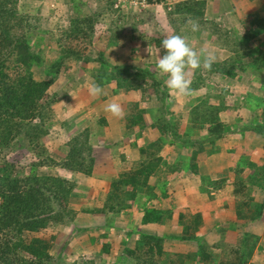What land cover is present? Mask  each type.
<instances>
[{
	"label": "trees",
	"instance_id": "obj_1",
	"mask_svg": "<svg viewBox=\"0 0 264 264\" xmlns=\"http://www.w3.org/2000/svg\"><path fill=\"white\" fill-rule=\"evenodd\" d=\"M110 1V6H113L114 0ZM147 1L152 4L153 1L160 3L164 0ZM18 6L19 0H0V149L18 145L28 151L33 143L47 133L43 125L53 112L52 106L56 102L55 96H49L48 91L59 74L63 60L74 58L79 62H88L90 58H84L81 52L65 46L60 47L58 59L43 67L42 51L35 50V45L29 42V18L19 13ZM205 8L203 0H184L175 2L172 7L164 10L169 17H178L181 24L188 18L202 21ZM262 9L264 11V7ZM94 21L93 15L70 20L69 27L63 34L64 39L70 41L78 36L93 37L90 33L93 32ZM176 24V19L170 21L173 34L179 32ZM242 25L243 34L237 41L240 49H235L234 57L231 58L234 63H214L211 71L194 70L191 87L198 91L207 86L205 72L214 76L212 79L218 77L220 80H232L228 83L237 82L242 78L243 72L251 74L255 78L258 92L244 94L243 109L254 113L247 123L228 124L221 115V112L230 108L225 102V89L220 90L218 95L209 93L196 96L187 104L186 113L176 112L173 109L175 99L164 86L167 77L158 75L157 64L154 68L158 73L152 71L150 66L142 68L136 67V64L111 65L103 53H98L95 61H98L99 69L93 77L95 84L101 87L111 84L113 89L116 88L113 92H139L141 99L149 95L153 102L148 110L138 103L134 104L135 112L126 116L123 129L118 127L114 118L109 120L113 131L114 123L116 124L114 132L119 137L122 135L123 143H128L132 148L138 146L139 160L132 164L130 170L116 173L109 157L113 146L107 143L99 148L91 145L89 131L85 129L82 134H77L56 150L57 154L52 156L46 149V154L49 155L32 163L28 173L24 168L21 169L22 172H15L14 164L2 163L0 264H55L49 251L52 247L50 241L55 240V236L44 239L40 233L53 226H65V219L72 217V220L74 217L67 205L72 197L78 195L75 184L58 175L37 174V168H49L55 164L70 172L105 179L109 187L103 203H100L99 208L88 209L86 212L119 216L128 209L138 211L142 214L139 225H156L157 228L171 226L172 210L160 209L155 204L169 199L167 187L172 176L183 173L186 178L190 177L191 185L198 186L200 193L205 188L208 193L207 187H219V182L216 184L209 176L199 173L198 156L219 153L217 143L229 134L253 133L264 140V41L259 40L264 35V15L249 14ZM60 42L58 40L57 44L60 45ZM10 63L13 65L10 66ZM33 67L39 69L43 80H35ZM100 107L105 109L106 105ZM147 112L151 122L144 120ZM37 119L40 124L36 125L34 122ZM101 123L106 125L108 122L103 118ZM147 127L159 133L156 140H142ZM165 146L175 150V161L171 164L165 163L159 155ZM262 149L264 150V144ZM183 152L184 156L181 155ZM120 153V160H125L123 152ZM55 159L63 162L57 163ZM234 160L237 161L233 168L232 193L235 196L246 193V181L255 184L256 190L264 193V157L260 164L249 161L250 157L244 154ZM245 169L250 170L246 176ZM256 201L258 200H254L252 192L250 198L236 202V220L229 222L227 226L218 223L207 225L206 233L205 230L201 231L202 214L198 212L193 214L185 211L178 214L177 226L181 228L179 234L160 236L133 229V225L128 224L130 230L117 243L101 245L102 257L97 264H102L104 256L110 251L117 254L120 250L121 255L117 258L120 264H258L264 255V236L245 229L263 214L264 200L262 203ZM226 231L241 233L242 240L236 244L226 242ZM211 234L216 235L208 240ZM205 235L208 236L207 240ZM168 240L189 243L194 245V250L172 255L167 251ZM87 264H95V261Z\"/></svg>",
	"mask_w": 264,
	"mask_h": 264
},
{
	"label": "rangeland",
	"instance_id": "obj_2",
	"mask_svg": "<svg viewBox=\"0 0 264 264\" xmlns=\"http://www.w3.org/2000/svg\"><path fill=\"white\" fill-rule=\"evenodd\" d=\"M178 1L184 0H164L160 3L153 1L152 4L147 0H114L113 6H110V0H19V13L29 18L28 22L31 26L28 28L29 32L27 30L30 38L29 42L35 45V50L42 51L43 67L58 59L61 51L60 47L65 46L81 52L82 56L90 58V61L79 62L74 58H65L63 60L59 74L48 91L49 96H55L56 102L52 106L53 112L43 125L47 133L42 135L36 143H33V146L31 145L32 147L28 151L18 145L11 146L8 149H0V166L2 163H12L15 165V172H22L21 169L24 168L25 172L28 173L31 170L30 165L32 163L43 160L49 154L52 156L57 154L58 151L56 150L60 149L63 144L65 145L77 134H82L86 129L89 131L91 145L99 148L107 143L113 146L109 154L112 156V163L115 166L116 173L130 170L133 167L132 164L138 160H132L130 154L128 155L129 160H120L122 149L118 145L122 146L128 143H123L122 135L119 134V137L114 132L116 129L115 123L113 131L110 128V123L104 125L101 120L105 118L106 122H108V119L111 121L113 117L118 123V127L121 126L123 129V125L126 124V116L135 112L134 104L138 103L140 107L148 110V108L153 106V102L148 97L149 95H145V98L141 99L139 92L124 93L119 90L113 92L116 88L113 89L111 84L102 87V95L95 97L90 95L89 88L95 84L93 77L99 69L98 61H95L98 53H103L105 59L111 65L136 64V67L142 68L150 66L152 71L158 73L154 66L157 64L158 56L162 58L166 53V50L162 48V40L166 36L173 34L170 26L172 19L177 20L176 26L179 28V32H175V34L186 36L194 48L204 47L213 52L217 57L215 63L233 64L234 62L231 58L234 57V50L240 49L237 41L243 34L242 21L247 19L249 14L244 15L242 13L243 10L239 3L232 4L230 0H203L206 3V8L203 18H200L202 21H198L199 30L192 32L190 26L186 27L187 21L180 24L178 17L166 15L164 8L172 7V4ZM86 15L95 17L93 34L90 33L93 37L78 36L77 39L65 40L63 34L67 31L70 20ZM262 15H264V11ZM58 40L61 41L60 45L57 44ZM259 40L262 41V38H259ZM149 45L152 46V55L145 51ZM11 65L13 64L10 63ZM32 73L35 80L41 81L44 79L37 67L32 68ZM158 75L160 77L163 76L160 73ZM204 75H206L207 86L202 87L198 91H193L192 96H178L175 92H170L173 99H175L173 109L176 112L182 113L184 111L186 113V106L194 97L209 93L218 95L220 90L225 89L227 92L225 102L230 108L221 112V115L224 116L228 124L242 122V119L249 121V118L254 113L243 109V98L247 92H258L254 82L255 78L251 74L243 72L242 78L237 80V82L228 83L232 80H220L218 77L212 79L214 76L208 75L207 72ZM44 102H46V98ZM111 102H117L122 105L126 114L123 119H116L111 113L100 107V105L107 106ZM236 107L240 109V113L235 112L237 110ZM243 111L246 113L243 114ZM239 115L241 116L240 118L238 117ZM144 120L151 122L148 112L144 115ZM243 123L239 125L241 126ZM34 124H40L39 120H35ZM183 125L185 126V123ZM112 126L113 124H111ZM111 130L113 132H110ZM150 130L152 131L151 133ZM146 131L150 134H146ZM153 132L151 128L147 127L143 134L148 138L152 136ZM154 134L157 139L159 133L155 130ZM243 137L245 138V136ZM239 138L240 135L237 134L236 137H233L228 142L230 145H233L236 140H238L239 144L243 143ZM222 142L227 143V141ZM139 144L141 145L140 142ZM261 144L263 145L264 141L259 138L257 146ZM46 149H48L49 154H46ZM171 150L163 151L162 149V154H159L167 164H171L172 161H168L164 157L176 156L172 147ZM131 153L137 154V149ZM225 153L230 152L226 151ZM184 154L183 152L181 155L184 156ZM225 159L228 163L231 161L228 158ZM55 161L57 163L63 162V160L59 159H55ZM225 161L222 162L225 163ZM207 162L208 165L203 163L201 167L199 166V173L204 176L215 174L210 170L214 168L215 164H219L218 161L210 159ZM41 173H49L65 178L70 183L75 184L76 193L78 194L72 197L67 205V209L74 216L73 219L70 220L72 217L66 218L65 221L67 223H65V226H53L40 233L41 238L44 239H50V236H55V240H49L52 245L49 251L55 260V264H87L90 261H95V264H97L102 257L100 253L101 245L104 243H117V240L123 238L125 232L130 230L128 224H132L133 229L148 233V231L142 230V226L139 225L142 214L138 211L128 209L119 216L112 214L103 216L102 214L86 212L88 209L95 210L99 208L98 205L101 202L103 203L109 187V183L105 179H95L93 176L87 177L78 172H70L55 164H52L49 168L46 166L37 168V174ZM231 174L234 175V171ZM180 176L183 178H179ZM176 177L178 178L171 180V185L169 184L167 187L168 191L185 194L184 192H188L189 186H191V194L194 195V199L197 201L198 209L206 210L205 217L202 216V223L208 221V225L209 223L212 225L218 219V209L220 204H222L219 198H229L231 204L234 201L235 208L236 202L250 198L253 190H256L255 184L253 185L246 181L244 184V192L246 193L238 196H235L232 192L224 194L221 192L227 183L225 182L224 184L221 178H215L214 182L216 184L219 182L220 186L207 187L208 193L206 188L204 189L205 191L203 190L200 193L197 189L198 186H192L189 183L190 177L186 178L183 173L176 175ZM162 179L164 180L165 177ZM196 182L198 184V179H196ZM78 189L80 190L78 191ZM219 193L223 196L220 197ZM202 195L204 196L201 197ZM254 195V200H258L256 202H263L264 193L262 191ZM202 201L205 202L203 205H201ZM221 208L223 207L221 206ZM198 213L201 214L199 211ZM260 222H264V209L261 218L249 223L245 229L251 233L258 232L263 225ZM166 228L165 235L179 233L178 229V231L171 229V226ZM151 230V232H155L153 228ZM215 235L211 234L208 240ZM242 237L241 233H237V237H233L231 241L236 244L242 240ZM167 244V251L170 254L180 253L183 250H177L179 242L176 240H168ZM192 246L194 247V245ZM120 255L121 250L117 254L110 251L108 255L104 256L102 264H120L117 259ZM261 257L262 259L258 261V264H264V255Z\"/></svg>",
	"mask_w": 264,
	"mask_h": 264
},
{
	"label": "crops",
	"instance_id": "obj_3",
	"mask_svg": "<svg viewBox=\"0 0 264 264\" xmlns=\"http://www.w3.org/2000/svg\"><path fill=\"white\" fill-rule=\"evenodd\" d=\"M230 1L232 4L233 3H235V4L239 3V5H241L240 7L243 10L242 13L244 15L258 14L259 16H262V14H263L262 8L264 7V0H230ZM260 38H262V41H264V35L261 36ZM235 112L240 113V109H237ZM245 113L246 112H244L243 114H245ZM238 117L240 118L241 116L239 115ZM112 119H113V117H112ZM113 120H115V119H113ZM242 122L247 123L248 121H245L244 119H242ZM108 123H110L109 119H108ZM153 131L155 132V130H153ZM110 132H113V131L111 130ZM147 132L148 131H146V134H150L152 131L150 130V133L149 132L147 133ZM154 132H153L152 136L148 137V138H146V136L144 134L142 136L143 137L142 140H147V141L155 140L156 139V135H155L156 133L154 134ZM236 136H235V134L227 135L224 139L219 141L217 143V145L220 147L219 153L211 155V156H207L206 154H200L197 158L198 165L200 167H201V164H203V163H207V165H208L207 161H209L210 159L212 161H215V160L218 161L219 164H215L214 168H212V170H210L211 172H214L215 174H211L209 177L212 180H214L215 178H218V179L221 178V180L223 181L224 184H225V182L227 183V185H225L226 187H223L222 192H221L224 194L232 192V182L234 180V175L231 173L233 172V168H234L235 163L237 161V160H234V158L237 159V158H239L240 155L244 154V155H247L250 157L249 161H252L256 164H260L261 160L264 157V150L262 149L263 145L261 144V145L257 146V141L259 140V138H257L256 135H254L253 133H246L245 135L240 134L239 139H241V141H243V143L239 144L238 140H236V142L233 145H230L228 141L231 140L233 137H236ZM243 136H245V138ZM222 141H225V142L227 141V143H224ZM120 147L122 149L121 152H123V155H125V160H129V158H128L129 154L131 155L132 160H139L138 146L136 147L137 154L131 153V152H134V150H136V149L130 147L129 144H125V145H122ZM132 149H134V150H132ZM169 150L172 151L171 147L165 146L163 148V151H169ZM129 151H130V153H129ZM226 151L227 152L231 151V152L225 153ZM161 154H162V152H161ZM228 154H229V156H228ZM230 154H232V155H230ZM109 157H111V160H112V156H109ZM164 158L167 159L168 161H172L171 163H173L175 161V160H173L174 157H171V156H170V158H166V157H164ZM225 158H228V160H231V161H229V163H228ZM223 159H225L226 161ZM219 161H221V162H219ZM222 161H225V163ZM249 172H250V170L245 169L244 175H247ZM183 175L186 176L185 174H183ZM214 176H216V177H214ZM176 178H178V177L172 176L171 180H174ZM179 178H183V177L180 176ZM95 179H102V178L97 177ZM171 183L172 182H170V185H171ZM189 183H190V180H189ZM191 190H192L191 186H189L188 192H184L185 194L180 193V192H172V191L167 190V194H169V196H170L169 199H163L161 202H157L155 204V206L160 208V209L172 210L173 215H172V220L170 221L171 229H176V230L178 229L179 233H180L181 228L179 226H177V217H178V214L180 212L189 211V212L194 214V213L199 211V212H201L203 217H205V215H206L205 214L206 210L198 209L197 201L194 199V195L191 194V192H192ZM257 192H259V190L253 191L254 194ZM221 193H219L220 197L223 196ZM188 194H189V196H188ZM203 196L204 195H202L201 197H203ZM219 200L222 203V204L219 203L220 207L222 206L223 208L220 209V207H219V209H218L219 210L218 211L219 216H217L218 219L213 224L218 223L221 226H227L229 224V222H233L236 220V215L234 212V201L231 204L229 198H221V199L219 198ZM165 202H168V203H165ZM204 203L205 202L202 201L201 205H203ZM98 207H100V206L98 205ZM195 208H196V210H195ZM260 223L263 225L259 228L260 231L255 232V233L258 234L259 236H264V234H263L264 233V230H263L264 222H260ZM207 225H208V221L207 222L204 221L203 225H202L203 227L201 228V231L206 230ZM210 225H211V223H209V226ZM166 227H168V226L157 228L156 225H149V226H142L141 229L146 230L150 233L152 231L151 229L153 228V230L155 232H151L152 234H157V235L161 234L160 236H162V235H164V233H166V229H167ZM159 232H160V234H159ZM179 233H176V234H179ZM204 237L207 240L208 236L205 235ZM224 237L226 238V242H228L230 244H234L235 242L232 243L231 239L233 237H237V233H234L231 231H226ZM179 249H183L182 251H193L194 247L192 245H190L189 243H179L177 250H179ZM255 257H256V255L253 258L254 262H255Z\"/></svg>",
	"mask_w": 264,
	"mask_h": 264
},
{
	"label": "clouds",
	"instance_id": "obj_4",
	"mask_svg": "<svg viewBox=\"0 0 264 264\" xmlns=\"http://www.w3.org/2000/svg\"><path fill=\"white\" fill-rule=\"evenodd\" d=\"M187 26H190L192 32L199 30V22L192 18L187 19ZM162 48L166 50V54L162 58L158 56L156 66L159 73L167 77L164 86L178 96H192L194 90L191 87V73L197 69L211 71L217 60L216 55L204 47L194 48L188 38L181 34L166 36L162 40ZM145 51L152 55V46L149 45ZM89 93L94 97L102 95L103 88L93 84L89 88ZM105 111L119 119H123L126 115L122 105L117 102L109 103Z\"/></svg>",
	"mask_w": 264,
	"mask_h": 264
}]
</instances>
